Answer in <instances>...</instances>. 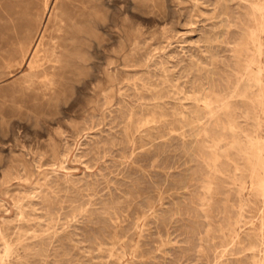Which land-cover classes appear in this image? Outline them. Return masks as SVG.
<instances>
[{
    "label": "rangeland",
    "instance_id": "374dc122",
    "mask_svg": "<svg viewBox=\"0 0 264 264\" xmlns=\"http://www.w3.org/2000/svg\"><path fill=\"white\" fill-rule=\"evenodd\" d=\"M58 1L45 13L46 0H0L6 262L264 263V202L251 196L242 207L231 181L235 168L246 179L253 165L244 133L255 132V108L228 99L238 128L224 110L209 113L250 83L239 75L256 55L258 0H92L84 61L29 84L38 28H46L37 49L44 62ZM257 58L264 65V53Z\"/></svg>",
    "mask_w": 264,
    "mask_h": 264
},
{
    "label": "bare ground",
    "instance_id": "6f19581e",
    "mask_svg": "<svg viewBox=\"0 0 264 264\" xmlns=\"http://www.w3.org/2000/svg\"><path fill=\"white\" fill-rule=\"evenodd\" d=\"M91 1L92 0H59L58 1L57 11L54 12L55 15L53 17L54 18L53 33H56V36H54V37L52 36L51 38H49L50 40H49V42L45 48V53H44L45 55L43 58L44 62L43 61L40 62L41 58H39V56L37 55V49H38L39 44H40V42L44 36L46 28L45 27L43 28V24H41V26H39L40 28H38V31H37L38 43L35 44V48H34V51L32 53V56H31L29 62L27 63L29 68L31 69V71L28 75L25 74L28 77L29 84L35 83V79L38 78L39 74H41L42 72L43 73H45V72L50 73V75L52 76V81H53L55 76L56 77L57 76H63L65 73H72L77 62L84 61V58L79 57L78 50H79V47L81 44L80 42L82 40L83 32H84L82 29V25L83 24L88 25L90 23V20H91L90 17L92 16V13H93ZM44 6H46L45 13H49L48 11H49V6H50V0H46V5H44ZM251 7L253 10V14L254 15L258 14V16L261 18V20H264V0H258V1L253 2ZM48 21H49V19H48ZM105 29H106V26L103 23L104 32H105ZM260 33H264V22H261V21H260V24L258 25V27L256 29L252 30L250 32V35H249L250 41L255 46V54L256 55H252L247 60L245 59L246 60L245 64L243 62V64H244V67L242 69L243 72L240 73V75H239V78L245 77V79L247 81H250L249 85L241 93H238L236 90H233L231 96H228V97L224 96L223 97L221 95L222 99H220L221 97L219 98L221 101H216L217 107L214 110L213 109L209 110V113L212 115L215 113V111L224 110L225 122L228 123L230 128H233V127H237L236 125H237L238 121L236 122L237 114H236V116H234L233 113L231 114V113L225 111L227 109V107L230 106V104H232V100L231 101L228 100L229 98L239 96V97H241L240 98L241 103H244L245 101L248 100L251 103L252 107L254 106V108H255V111L253 113L254 116L251 117L252 120L254 121V124H255L254 125L255 132H254V134L253 133L250 134V132L244 133L245 138L247 137L246 141H248V143L252 144L253 147H255V152H253L254 153L253 159L250 157L253 161L252 168L249 172L250 174L248 175V173H247L248 176L246 177V179L245 178L239 179L238 178L239 174L237 175L235 173L236 170L239 169V167H238V169L235 168V171L233 170L234 172L232 175V179L230 178L232 181V184L237 186V191H238V194L240 196V200L242 202V205H241L242 207H243V204L245 202L247 204H249L251 202V196H257L262 200V202H264V134L259 133L261 126H262V123H264V65H262V62L257 58V56L260 57V55L262 53H264V42L261 41L264 39H260L258 37V34H260ZM103 34H105V33H103ZM34 43H35V41H34ZM100 46L105 50V48H106L105 35H103V38L101 39ZM45 63H46V66H44ZM254 87H258V89L256 91H252V89ZM249 91L250 92L252 91L251 94H249ZM247 105H249V104H247ZM230 107H232V106H230ZM221 128H222V126H221ZM230 131H231V129H230ZM222 135H224V134L222 133ZM245 138H244V143H245ZM234 140H232V141H234ZM220 142H223V140H220ZM243 148L245 149V147H243ZM248 148H250V146ZM249 151H250V149H249ZM241 158H243V157H241ZM212 160H213V158H212ZM212 160H211V162H212ZM238 160H240V159H238ZM228 161H229V159H228ZM244 161H246V160H244ZM220 162H222V161H220ZM223 164L224 163H222V165ZM243 166H246V165H243ZM210 167H211L210 168L211 171H214V173H215L216 164H213ZM225 168H224V170H225ZM222 170H223V168H222ZM225 171H223V172H225ZM262 238H264V235H262ZM9 250H10V245L5 241L4 251L2 254H0V264H10V263L6 262V260H5V257L7 255V253L9 252ZM9 253H11V251ZM262 257H264V256H262ZM261 264H264V263H261Z\"/></svg>",
    "mask_w": 264,
    "mask_h": 264
}]
</instances>
